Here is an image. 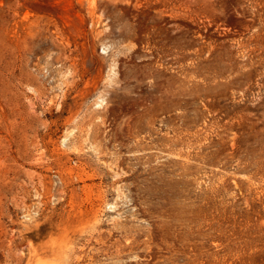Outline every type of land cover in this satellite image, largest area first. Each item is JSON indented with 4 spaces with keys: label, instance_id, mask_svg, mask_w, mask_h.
<instances>
[{
    "label": "rangeland",
    "instance_id": "obj_1",
    "mask_svg": "<svg viewBox=\"0 0 264 264\" xmlns=\"http://www.w3.org/2000/svg\"><path fill=\"white\" fill-rule=\"evenodd\" d=\"M0 264H264V0H0Z\"/></svg>",
    "mask_w": 264,
    "mask_h": 264
}]
</instances>
